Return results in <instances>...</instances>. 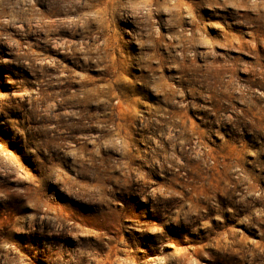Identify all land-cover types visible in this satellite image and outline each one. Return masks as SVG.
Wrapping results in <instances>:
<instances>
[{"label": "clouds", "instance_id": "9594fccd", "mask_svg": "<svg viewBox=\"0 0 264 264\" xmlns=\"http://www.w3.org/2000/svg\"><path fill=\"white\" fill-rule=\"evenodd\" d=\"M0 264H264V0H0Z\"/></svg>", "mask_w": 264, "mask_h": 264}]
</instances>
